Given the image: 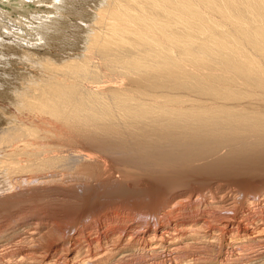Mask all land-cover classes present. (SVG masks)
<instances>
[{"label": "bare ground", "instance_id": "bare-ground-1", "mask_svg": "<svg viewBox=\"0 0 264 264\" xmlns=\"http://www.w3.org/2000/svg\"><path fill=\"white\" fill-rule=\"evenodd\" d=\"M32 2L0 13V264H264V0Z\"/></svg>", "mask_w": 264, "mask_h": 264}, {"label": "rangeland", "instance_id": "rangeland-1", "mask_svg": "<svg viewBox=\"0 0 264 264\" xmlns=\"http://www.w3.org/2000/svg\"><path fill=\"white\" fill-rule=\"evenodd\" d=\"M23 1V2H22ZM28 0H0V13H1V11L2 12H6V13H8L9 14V16H11V17H13L14 18V20L16 19V18H21L20 20L22 21V22H25L26 20H25V16L24 15H27L28 13H30L32 10H34V9H39V8H45V7H49L50 6V4L48 3V4H46V3H37V2H32V0H29L28 2H27ZM21 2V3H20ZM33 4H32V3ZM23 4V5H22ZM27 4V5H26ZM48 5V6H47ZM27 6V7H26ZM30 6V7H29ZM40 6V7H39ZM34 7V8H33ZM3 8V9H2ZM31 8V9H30ZM17 10V11H16ZM20 11H21V13H20ZM26 11V12H25ZM29 15V14H28ZM23 17V18H22ZM3 31V32H2ZM0 34L2 35L1 37H2V39L3 38H7L8 37V35H7V32H6V30L5 29H3V28H1L0 29ZM56 41H58V42H56L55 43V45H54V47L52 46V47H49V48H52L54 51H56L57 49H59V50H64L65 52H69L70 51V49H71V47H70V44L67 42V41H70V40H66V41H64V40H62V39H59V40H56ZM32 49H35V48H38L37 46H31V45H29ZM42 49L44 48V50H48V48L46 47V46H42L41 47ZM40 48V49H41ZM9 59V58H8ZM3 66H5V67H8V66H6V64L5 65H3V64H1L0 63V74H2V72H3V69H4V67ZM110 161V160H109ZM109 161H107V162H105V165H104V167L106 168V167H111L112 165V167H115V164L112 162L111 163V161L109 162ZM106 163H108V164H106ZM111 165V166H110ZM116 171V170H115ZM217 179V178H216ZM218 179H220L219 177H218ZM217 179V180H218ZM214 181H212V182H210L211 183V185H213V187L215 186L216 188L218 187V188H222V186L225 184V182H224V180L223 179H221V180H223V181H221V180H215V179H213ZM224 183V184H220V183ZM215 183V184H214ZM218 186H217V185ZM220 186V187H219ZM225 187V185L223 186V188ZM257 187V186H256ZM143 188H146V187H144L143 186ZM258 188V187H257ZM256 188V189H257ZM24 197H27L26 195L25 196H22V197H20L19 199H18V202H22L21 204L20 203H17V205L16 206H18V207H15V206H12V207H10V209L8 210V211H2L3 213H1V216L3 217L2 218V220H4L5 218H7L6 216H7V214L9 215L10 213V215H13V214H15V213H17V214H23V213H25L26 211H27V208H25V206L27 205V201H25L24 199H27V198H24ZM24 198V199H23ZM25 201V203H24V201ZM39 202H43L42 204L43 205H48L47 207L49 208V205H50V207H52V205H53V203L55 204V201H53V200H47V201H39ZM48 202V203H47ZM41 204V203H40ZM15 209V210H14ZM23 209V210H22ZM19 212V213H18ZM27 213V212H26ZM4 216H3V215ZM246 215V214H245Z\"/></svg>", "mask_w": 264, "mask_h": 264}]
</instances>
